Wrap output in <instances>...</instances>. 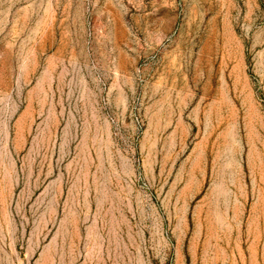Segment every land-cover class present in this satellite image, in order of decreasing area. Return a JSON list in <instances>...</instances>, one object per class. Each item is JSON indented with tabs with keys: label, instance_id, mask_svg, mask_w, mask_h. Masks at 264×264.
Wrapping results in <instances>:
<instances>
[{
	"label": "rangeland",
	"instance_id": "374dc122",
	"mask_svg": "<svg viewBox=\"0 0 264 264\" xmlns=\"http://www.w3.org/2000/svg\"><path fill=\"white\" fill-rule=\"evenodd\" d=\"M0 264H264V0H0Z\"/></svg>",
	"mask_w": 264,
	"mask_h": 264
}]
</instances>
